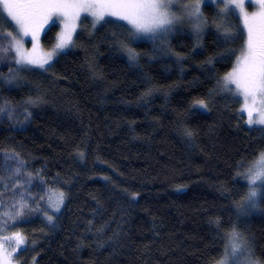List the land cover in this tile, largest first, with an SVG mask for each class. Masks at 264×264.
Here are the masks:
<instances>
[{
    "label": "trees",
    "instance_id": "obj_1",
    "mask_svg": "<svg viewBox=\"0 0 264 264\" xmlns=\"http://www.w3.org/2000/svg\"><path fill=\"white\" fill-rule=\"evenodd\" d=\"M221 8L157 39L85 15L44 68L0 62V224L26 240L19 264H220L232 231L264 264V188L245 178L264 126L222 86L246 37ZM43 31L40 53L59 26Z\"/></svg>",
    "mask_w": 264,
    "mask_h": 264
},
{
    "label": "snow or ice",
    "instance_id": "obj_2",
    "mask_svg": "<svg viewBox=\"0 0 264 264\" xmlns=\"http://www.w3.org/2000/svg\"><path fill=\"white\" fill-rule=\"evenodd\" d=\"M216 2L224 5L220 9L222 16L226 17L239 10V14L243 16L244 29L246 30L243 33L246 39L236 60V65L223 78L222 86L228 92L235 91L238 95L243 96L245 101L243 110L248 112V124H264V111L259 112L258 118L254 121L253 112L247 105L249 99L255 103L257 95L264 97V0H249L250 5L254 3L260 9L251 16L245 10L244 0H216ZM0 6L7 12L8 17H11V21L15 22L13 25L7 18H0V62L8 58L11 53L18 66L44 68L49 63L52 54L36 55L39 33L48 24H63L64 30L55 46V50H63L71 43L72 33L75 31L76 21L80 19L81 13H87L88 16L95 18L93 26L99 21H104L105 16L125 21L126 25L131 26L127 30L131 31L133 36L143 34L150 39L164 37L171 31L169 26L173 23V19L167 12L162 11L163 8L171 7V0L167 5L161 4L159 0H0ZM188 14L190 17H195V27L199 30L202 20L199 3L191 5ZM53 17L57 19L53 20ZM105 23H112V20H107ZM126 25L117 26L126 27ZM5 26L11 27L13 31L5 32ZM29 36L34 42L30 51L24 48L23 39ZM240 38H242L241 32L230 33L225 29L224 39L226 42H233ZM4 41H7V44ZM229 54L234 55L235 53L230 50ZM132 59H135L134 53H132ZM230 85H235V89ZM201 107L207 106L201 102ZM186 134L192 135L190 131H187ZM13 159L18 165L15 175L19 176L20 168L23 167L24 162L15 156ZM245 178L252 185L260 180L259 187L264 188V153L260 154L253 162L249 171L245 173ZM2 180L3 178L0 176V183ZM255 197L256 191L252 189L247 197L248 208L254 206ZM62 202L63 193H60V199L54 211L60 210L59 205ZM47 218L49 221L53 219L51 215ZM10 239L15 240L16 248L21 251L25 250L20 248L24 244L20 233H16ZM15 250L14 248L13 251ZM246 254L250 253L248 248L243 245L240 234L236 231L229 233L224 250L225 260L221 264H229V257L231 264H240V258ZM0 264H11V260L6 254L0 253Z\"/></svg>",
    "mask_w": 264,
    "mask_h": 264
},
{
    "label": "rangeland",
    "instance_id": "obj_3",
    "mask_svg": "<svg viewBox=\"0 0 264 264\" xmlns=\"http://www.w3.org/2000/svg\"><path fill=\"white\" fill-rule=\"evenodd\" d=\"M159 2L161 4L167 5V4H169L170 0H159ZM209 2H212L213 3V2H216V0H194V1H188V0H171V7L163 8L162 11L167 12V14L169 15V17L173 19L172 25L169 26L171 28V31H173L176 28V26L180 27V26L185 25V26L189 27L192 24V22L195 21V17H190L189 14H188L189 11H190L191 5L199 3L200 14H201V17H202V15H203V6L206 3H209ZM244 3H245V10L248 12L249 16H251L253 13H256V12L260 11L258 5H255L254 3L250 5L249 4V0H244ZM221 5H222V7H224L223 4H221ZM236 12L238 13L239 18H240L241 22L243 23V16L239 14V10H237ZM85 15H87V13H81L80 19L78 21H76L75 31L72 33V38H73L74 34L76 33V31L78 29L79 22L81 21V19ZM89 17L94 22L95 18L92 17V16H89ZM9 18L11 19V17H9ZM105 18H108V16H105ZM111 18L115 19L114 17H111ZM56 19H57L56 17H53V20H56ZM12 22L15 23L14 21H12ZM100 22H102V21H99L96 24H99ZM122 22L124 24H126L125 21H122ZM57 24L59 26V32H58V40H59L60 34L64 30V26L61 23H57ZM127 26L129 28H131L130 25H127ZM47 29H48V27L46 28V30ZM43 30H44V28H43ZM43 30L38 35V48H37L36 55L37 56H42V55H47V54L51 53L52 54L51 55V58H53L56 55H58L59 53H61L64 49L63 50H55V46H56V44L58 42V40H57V42L55 43L54 47L51 50H49V51L44 50V51H41L42 53H40V50L42 48L41 47V44H42V36L45 33V31H46V30L45 31H43ZM136 38L137 39H146V38H148V36L143 35V34H140V35L136 36ZM23 39H24L25 45L27 46V49L26 50H29L30 51L32 49V47H33V43L34 42H32L30 36L29 37H24ZM230 87H232L233 89H235V85H230ZM237 96L240 98V101H241V103H240V109L241 110L245 109V101H244L243 96H240L238 94H237ZM262 101H264V97H261L260 95H257L256 100H255V103H253V101L251 99H249L247 101L248 107L251 108V110L253 112V117L252 118H253L254 121L258 118L259 112L264 111V102H262ZM242 112L245 114V116H246V122H247V120H248V112H247V110H243ZM251 125L264 126V124H258V123H253ZM248 170L246 171V173L248 172ZM260 183H261V181L260 180H257L255 185H258ZM249 184H250V182H249ZM255 191H256V193L259 191L258 187L255 188ZM59 199H60V193H58L56 191H52L50 193V196H49V199H48L49 204H50V208L54 209L55 206L58 204ZM14 232L15 231L12 230V229H10L9 227H6L5 225L0 224V253L6 254L10 258L11 264H15V262H16V264H19L17 260H18V254L21 252V250L19 248H16L15 240L14 239H10L11 237H14V235L16 233V232L15 233ZM23 239H24V244L21 245L20 248H23L24 249L25 247H27V243H26V240H25L24 237H23ZM240 239L243 242V245L248 248V251H249L250 254H246V255L249 256V259H251V261H250V260H247L245 257H243V258L241 257L240 258V264H250V262H251V264H255V263H253V259L251 257L252 252L250 251V248L245 243V240L241 238V236H240ZM14 248L16 249L15 251H13ZM224 260H225V258H223L222 261H224ZM30 261H31V259H30ZM30 264H36V258H33L32 259V262H30Z\"/></svg>",
    "mask_w": 264,
    "mask_h": 264
}]
</instances>
